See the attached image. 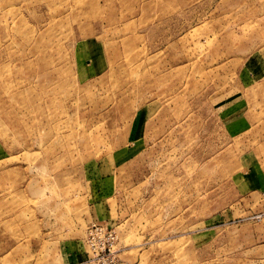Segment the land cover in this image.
I'll return each mask as SVG.
<instances>
[{
	"label": "rangeland",
	"instance_id": "374dc122",
	"mask_svg": "<svg viewBox=\"0 0 264 264\" xmlns=\"http://www.w3.org/2000/svg\"><path fill=\"white\" fill-rule=\"evenodd\" d=\"M238 97L264 118V0H0V264H66L99 201L123 259L264 264Z\"/></svg>",
	"mask_w": 264,
	"mask_h": 264
},
{
	"label": "crops",
	"instance_id": "0c3cea01",
	"mask_svg": "<svg viewBox=\"0 0 264 264\" xmlns=\"http://www.w3.org/2000/svg\"><path fill=\"white\" fill-rule=\"evenodd\" d=\"M235 100L230 99L227 101L226 105L223 106L226 108V110L225 108L224 110H222L223 112L222 117L226 119L229 124L234 126V128H238V131L241 130L242 131L241 135L245 133L246 137L249 139V142H251L252 144L254 143V145H259V146L264 145V118L255 116L259 112L257 110L252 109V112L249 113L248 111L250 110V108H248V105H246L245 103L241 104L242 102L241 100H239V97ZM253 158L254 160L257 159L256 155ZM254 166L255 163L253 164V167ZM251 171L253 172L252 168ZM254 175L260 178L259 181L256 180L257 182L254 183L258 184V188L263 191L264 180L262 178L264 177V171H262V167ZM101 181L102 180H100V182ZM103 187L107 189V183L106 185L104 184ZM102 190H103L102 188L98 187V190L96 191L97 192L96 200H99L98 195L101 193ZM100 206H101V201H99L98 203L91 204L90 209L92 211V214H90L91 221L89 223L105 219L103 217L102 209L100 208ZM66 247H67L66 249L64 248L65 253L63 255L64 256L63 259H66V264H69L71 262L74 264H79L87 260L89 256V252L85 243V236L84 239L78 241L77 243L73 241L67 242Z\"/></svg>",
	"mask_w": 264,
	"mask_h": 264
},
{
	"label": "built area",
	"instance_id": "2783aa9c",
	"mask_svg": "<svg viewBox=\"0 0 264 264\" xmlns=\"http://www.w3.org/2000/svg\"><path fill=\"white\" fill-rule=\"evenodd\" d=\"M85 243L89 256L86 264H141L120 257L119 236L107 219L91 222L86 228Z\"/></svg>",
	"mask_w": 264,
	"mask_h": 264
}]
</instances>
